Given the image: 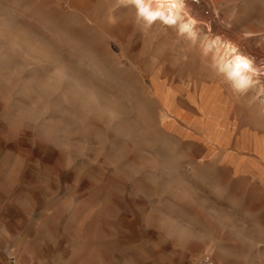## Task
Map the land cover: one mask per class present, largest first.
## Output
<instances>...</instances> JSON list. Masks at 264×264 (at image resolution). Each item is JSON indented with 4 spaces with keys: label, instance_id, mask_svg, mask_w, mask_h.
Masks as SVG:
<instances>
[{
    "label": "rangeland",
    "instance_id": "rangeland-1",
    "mask_svg": "<svg viewBox=\"0 0 264 264\" xmlns=\"http://www.w3.org/2000/svg\"><path fill=\"white\" fill-rule=\"evenodd\" d=\"M187 1L192 39L120 0H0V264H264V73L214 65L226 37L264 68V0Z\"/></svg>",
    "mask_w": 264,
    "mask_h": 264
},
{
    "label": "bare ground",
    "instance_id": "bare-ground-1",
    "mask_svg": "<svg viewBox=\"0 0 264 264\" xmlns=\"http://www.w3.org/2000/svg\"><path fill=\"white\" fill-rule=\"evenodd\" d=\"M158 3L166 5V7L157 9L154 12L149 13V17L152 20H157L156 22H161L163 25L167 26H173L176 28V30L179 32V26L181 24H184L188 27L189 31L183 32L181 34H184L188 38H194L197 34V28L198 21L197 18L193 15L192 9L189 6V3L187 0H182V7H181V0H157ZM200 19V18H199ZM202 20V19H201ZM194 21V23H193ZM208 22V21H207ZM209 23V22H208ZM190 32H194L195 35H190ZM180 33V32H179ZM220 46L216 47V53L214 56V65L216 69L222 65V62L225 61V59H231L232 57H236L237 59H240L241 54L244 57H248L252 61V66L256 69H260V66L257 64L256 60L253 56L249 55L248 53H245V51H242L241 43L236 42L229 38H223L221 41H219ZM241 63L244 68H248L249 64L247 60H241ZM260 72H256L252 76V83L249 84L247 81L241 80L240 86L235 88L238 91H244L248 87H250L257 78H259ZM232 85L234 81H229Z\"/></svg>",
    "mask_w": 264,
    "mask_h": 264
},
{
    "label": "clouds",
    "instance_id": "clouds-1",
    "mask_svg": "<svg viewBox=\"0 0 264 264\" xmlns=\"http://www.w3.org/2000/svg\"><path fill=\"white\" fill-rule=\"evenodd\" d=\"M124 6H131L135 9V23L141 27V30L148 28L153 20L150 19L149 13L156 11L157 9L166 7V5L160 4L157 0H120ZM181 0V7H182ZM194 23V21H193ZM189 31L188 27L184 24L179 26V32H187ZM190 35H195L194 32H190ZM247 60L249 67L244 68L241 60ZM256 72L264 73V68L256 69L252 66V61L248 57H244L242 54L240 59L236 57H232L231 59H225L222 62V65L217 68L216 75L223 77L224 81L227 83L229 81H234L232 84L233 88H237L240 86V81L244 80L251 84L252 76Z\"/></svg>",
    "mask_w": 264,
    "mask_h": 264
},
{
    "label": "built area",
    "instance_id": "built-area-1",
    "mask_svg": "<svg viewBox=\"0 0 264 264\" xmlns=\"http://www.w3.org/2000/svg\"><path fill=\"white\" fill-rule=\"evenodd\" d=\"M195 264H215L213 258L209 254H202L196 261Z\"/></svg>",
    "mask_w": 264,
    "mask_h": 264
},
{
    "label": "crops",
    "instance_id": "crops-1",
    "mask_svg": "<svg viewBox=\"0 0 264 264\" xmlns=\"http://www.w3.org/2000/svg\"><path fill=\"white\" fill-rule=\"evenodd\" d=\"M1 209V208H0ZM51 247H54V246H51ZM52 251L54 252V249H52ZM56 251H57V249H56ZM83 251V255H81V257H79L78 259H77V262L79 263V264H85L86 262H89L90 260H86V255H85V251L84 250H82Z\"/></svg>",
    "mask_w": 264,
    "mask_h": 264
}]
</instances>
